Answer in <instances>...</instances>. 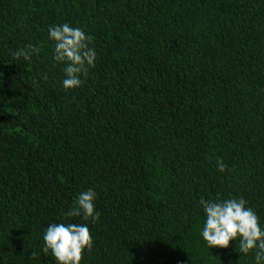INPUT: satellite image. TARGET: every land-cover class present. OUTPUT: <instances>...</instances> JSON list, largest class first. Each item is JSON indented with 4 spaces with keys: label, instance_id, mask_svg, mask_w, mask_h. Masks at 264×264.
Masks as SVG:
<instances>
[{
    "label": "trees",
    "instance_id": "trees-1",
    "mask_svg": "<svg viewBox=\"0 0 264 264\" xmlns=\"http://www.w3.org/2000/svg\"><path fill=\"white\" fill-rule=\"evenodd\" d=\"M64 22L97 53L68 90ZM88 188L99 220L64 216ZM201 197L264 223V0H0V264H56L52 222L89 224L81 264H254L208 247Z\"/></svg>",
    "mask_w": 264,
    "mask_h": 264
},
{
    "label": "clouds",
    "instance_id": "clouds-1",
    "mask_svg": "<svg viewBox=\"0 0 264 264\" xmlns=\"http://www.w3.org/2000/svg\"><path fill=\"white\" fill-rule=\"evenodd\" d=\"M48 38L54 41L53 60L64 65L62 86L65 90L78 88L83 83L81 77L94 66L97 53L93 36L83 27H74L68 22L51 25L48 28ZM40 48L32 43L17 49L13 56L17 59L30 60ZM218 171L223 173L226 164L222 159L216 162ZM97 193L93 188L79 192L73 206L63 213L64 216L83 217L85 221L95 224L100 218L95 201ZM199 206L205 219L200 235L209 248H227L230 241L239 239V252L254 254V264H264V223H261L257 213L248 206L243 198L205 199L201 197ZM41 251L55 258L56 264H81L85 250L90 251L94 244V234L88 223H57L52 222L44 230Z\"/></svg>",
    "mask_w": 264,
    "mask_h": 264
}]
</instances>
